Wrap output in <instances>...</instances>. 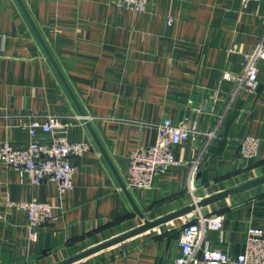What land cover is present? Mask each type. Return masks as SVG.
<instances>
[{"label": "crops", "instance_id": "crops-1", "mask_svg": "<svg viewBox=\"0 0 264 264\" xmlns=\"http://www.w3.org/2000/svg\"><path fill=\"white\" fill-rule=\"evenodd\" d=\"M23 2L124 180L130 153L156 142L163 118L194 131L173 147L186 164L151 187H129L139 214L20 4L0 0V146L29 144V122L49 114L66 123L60 134L92 144L72 158L74 187L64 194L0 161V264H175L182 228L213 215L222 226L206 228L203 245L241 254L249 227H264V183L228 190L264 174V60L256 90L224 74L242 76L244 55L264 40V0H152L145 12L111 0ZM247 134L260 139L252 158L239 150ZM32 199L56 214L35 238L15 205Z\"/></svg>", "mask_w": 264, "mask_h": 264}, {"label": "built area", "instance_id": "built-area-1", "mask_svg": "<svg viewBox=\"0 0 264 264\" xmlns=\"http://www.w3.org/2000/svg\"><path fill=\"white\" fill-rule=\"evenodd\" d=\"M111 1L119 7L138 12L147 11L152 2V0ZM260 60H264V40L259 41L251 53L244 55L245 68L242 76L225 73L224 78L237 81L240 87L245 86L256 90L259 82L258 64ZM65 127L66 123L54 114H49L45 118L33 117L28 124V129L34 139L24 146L4 142L0 146V161L21 174H25L34 184H39L44 180L58 183L60 193L64 194L74 187L75 165L72 158L81 156L92 148V144L88 141L72 140L60 134L59 129ZM156 128L158 131L156 142L139 146L129 155L128 173L124 180L128 187H151L157 174L170 166L187 163L176 157L173 147L188 140L194 131L193 128L184 122L176 123L170 117L163 118L156 124ZM40 130L49 133L50 138L48 140L35 139ZM259 146L260 139L247 134L240 140L239 150L245 157L252 158L257 154ZM199 163V159L192 163L190 188L193 187ZM9 203L14 204L11 201ZM15 205L27 211L32 238L37 236L39 226L56 217L54 206L45 201L32 199L17 202ZM222 222V215L205 216L188 222L181 230V253L176 258L175 264H230L234 262L264 264V227H249L244 251L236 258L223 249L203 245L206 228L220 229Z\"/></svg>", "mask_w": 264, "mask_h": 264}, {"label": "water", "instance_id": "water-1", "mask_svg": "<svg viewBox=\"0 0 264 264\" xmlns=\"http://www.w3.org/2000/svg\"><path fill=\"white\" fill-rule=\"evenodd\" d=\"M18 3L20 4L24 14L26 15L29 23L31 24L34 32L36 33L37 37L39 38L47 56H48V59L52 62V64L54 65L59 77L61 78L63 84L65 85L68 93L70 94L73 102L75 103L76 107L78 108L80 114L84 117L85 121H86V124L97 144V146L99 147V149L101 150L103 156L105 157V159L107 160L108 164L110 165L111 169L113 170L117 180L119 181L124 193L126 194V196L128 197L129 201L131 202V204L133 205L134 209L139 213L141 214L140 210H139V207L137 206L132 194H131V191L129 189V187L127 186V184L125 183L124 179L122 178V176L119 174V172L117 171L110 155L108 154L105 146L103 145L102 141L100 140L99 136L97 135L96 131L94 130V128L92 127L89 119L87 118V116L85 115V112L84 110L82 109V107L80 106V103L75 95V93L73 92L68 80L66 79V77L64 76L59 64L57 63L56 59L54 58L50 48L48 47V45L46 44L39 28L37 27L35 21L33 20L31 14L29 13L28 9L26 8L23 0H17ZM264 183V174L260 175V176H257V177H254L252 179H249L243 183H240L232 188H230L228 190V193L229 194H234V193H237V192H240V191H243V190H246V189H250V188H253V187H256L260 184H263ZM224 264H228V263H224Z\"/></svg>", "mask_w": 264, "mask_h": 264}]
</instances>
